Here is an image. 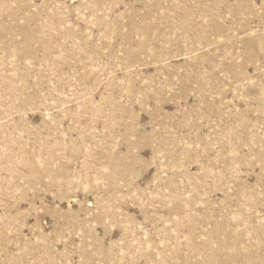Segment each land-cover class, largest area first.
<instances>
[{
	"label": "rangeland",
	"instance_id": "1",
	"mask_svg": "<svg viewBox=\"0 0 264 264\" xmlns=\"http://www.w3.org/2000/svg\"><path fill=\"white\" fill-rule=\"evenodd\" d=\"M0 264H264V0H0Z\"/></svg>",
	"mask_w": 264,
	"mask_h": 264
}]
</instances>
